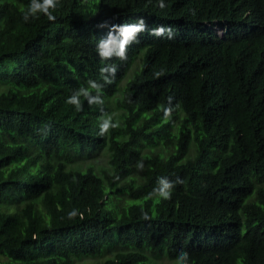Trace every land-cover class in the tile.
Instances as JSON below:
<instances>
[{"label": "trees", "instance_id": "1", "mask_svg": "<svg viewBox=\"0 0 264 264\" xmlns=\"http://www.w3.org/2000/svg\"><path fill=\"white\" fill-rule=\"evenodd\" d=\"M29 3L0 0V264H264V0Z\"/></svg>", "mask_w": 264, "mask_h": 264}, {"label": "clouds", "instance_id": "2", "mask_svg": "<svg viewBox=\"0 0 264 264\" xmlns=\"http://www.w3.org/2000/svg\"><path fill=\"white\" fill-rule=\"evenodd\" d=\"M57 8L56 0H43L42 3H37V0H30V3L21 8L22 19L25 23L29 22V16L31 15L34 19H39L40 14L42 13L49 21H55L56 17L53 15V11ZM51 9V11H50ZM143 28V21L141 20L138 25H126L120 29L122 39L119 42V47L121 49V54L125 46L127 45L130 38L137 32L141 31ZM115 43L113 40H109L107 43L102 44L104 49L101 53L102 56H108L110 54L109 45ZM72 101H66V103H71ZM169 185L165 184L160 189V194L164 197L165 200L169 199V193L166 189Z\"/></svg>", "mask_w": 264, "mask_h": 264}, {"label": "rangeland", "instance_id": "3", "mask_svg": "<svg viewBox=\"0 0 264 264\" xmlns=\"http://www.w3.org/2000/svg\"><path fill=\"white\" fill-rule=\"evenodd\" d=\"M217 34L220 36L224 33V27L219 23L215 22L212 26ZM140 60V57H137V61ZM107 157V151L105 148H93L91 149L88 154L81 155L79 154L77 159L84 162L85 164L93 163L97 165L98 163H103ZM113 243H108L111 245ZM118 247L116 246H106L103 253L100 255H83L79 258H75V261L81 262L83 264H102L103 260L107 257L113 256L116 251H118ZM152 261H156L158 264H172V259L168 258L166 254L162 251L156 255H150Z\"/></svg>", "mask_w": 264, "mask_h": 264}]
</instances>
